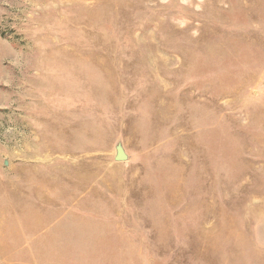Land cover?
<instances>
[{
    "label": "rangeland",
    "instance_id": "1",
    "mask_svg": "<svg viewBox=\"0 0 264 264\" xmlns=\"http://www.w3.org/2000/svg\"><path fill=\"white\" fill-rule=\"evenodd\" d=\"M0 264H264V0H0Z\"/></svg>",
    "mask_w": 264,
    "mask_h": 264
}]
</instances>
